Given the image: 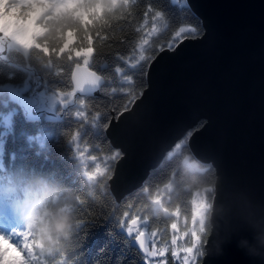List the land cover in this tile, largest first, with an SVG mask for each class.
Listing matches in <instances>:
<instances>
[{
	"label": "water",
	"instance_id": "water-1",
	"mask_svg": "<svg viewBox=\"0 0 264 264\" xmlns=\"http://www.w3.org/2000/svg\"><path fill=\"white\" fill-rule=\"evenodd\" d=\"M184 4L200 19L202 35L157 55L148 68L143 94L128 111L109 120L105 135L111 147L123 153L108 182L110 191L119 201L142 187L147 172L187 135L189 154L210 163L227 190L264 207V0ZM82 71L93 69L75 61L70 72L73 95L98 96L99 88L84 85L80 90L72 79L73 72ZM23 115L27 120L62 117L54 107L47 111L39 104L25 107ZM145 232L151 250L152 236ZM243 235L251 239L250 233ZM130 243L146 255L134 238ZM199 264L261 262L238 249L234 238L221 256L200 257Z\"/></svg>",
	"mask_w": 264,
	"mask_h": 264
},
{
	"label": "trees",
	"instance_id": "trees-1",
	"mask_svg": "<svg viewBox=\"0 0 264 264\" xmlns=\"http://www.w3.org/2000/svg\"><path fill=\"white\" fill-rule=\"evenodd\" d=\"M152 11L149 12V6ZM155 11H161L162 16L155 21L152 15ZM107 24L97 25L100 35L113 37L106 43L113 45V53L120 52L129 58L139 56L138 44L140 40L151 32L153 24L156 31L152 32L150 39L157 44H167L181 27L196 26L202 32L200 19L192 10L184 4V0H130L129 6L122 8L114 15L105 17ZM93 44L97 48H103L96 37V32L91 33ZM125 41V43H121ZM78 46H82L79 37L75 41ZM107 51V50H106ZM55 60L51 68L45 69L41 66L33 54L25 57L21 53L8 51L5 57H0V185L5 181L9 183H19L23 179L35 174L51 175L63 186L70 189L84 199V205H76L75 217L78 220L88 221L84 228H79L73 236L72 244L65 250L64 254L59 253L53 256L43 255V264H159L154 263L145 255L141 254L130 240L126 241V233L122 234L114 242H109L111 237L119 233L116 227V220L122 217L125 211L129 212L130 219L133 214L143 216L148 215L149 221L145 230L149 232L157 231L155 243L159 248H165V264H182L183 252L179 251V245L190 246V235L180 239L186 231L185 223L191 227V201L194 193L177 194L169 184L165 186L171 174L172 164L189 154L188 147L181 149L176 155L169 159L167 155L160 166L148 178V184L143 183L132 192L125 195L119 201L113 196L105 194V190L100 185L87 184L81 176L85 166L88 170H93L95 164L90 156H103L110 154L117 149H113L105 135V139H100L95 135L96 129L91 126V116L96 111L106 113L99 122H109V117L116 116L123 110V105L127 102V97L119 91L112 93V88L119 89L124 86L128 89L138 90L139 87H146V81L141 82L137 76V69H132L123 65L126 73L133 76V82L128 84L122 77L115 74L114 68L122 62L115 59L114 54H108L106 58H90V68L99 74L103 72L107 77V87L99 88L98 96H77L71 100L70 104L63 110L62 118L58 121L44 120L42 116L36 120H27L23 112L12 105L8 100V90L11 85L20 84L27 76V70L35 72L44 83H48L49 90L69 92L72 90L70 72L72 65L80 58L73 54L72 61L67 60V53L62 58ZM104 92L105 95L101 96ZM7 94V95H6ZM7 97V99H5ZM81 101H84L82 104ZM113 105L115 108H113ZM58 105H55V109ZM10 110L9 121L2 117V112ZM84 111L88 123L78 118L75 113ZM201 121L195 127L200 126ZM191 130L187 133L189 134ZM78 133V139L72 140V136ZM187 135L181 139L186 140ZM180 140V141H181ZM179 141V142H180ZM178 143V142H177ZM79 149V152H77ZM83 149L85 157H80ZM173 151L175 149L173 148ZM84 160V163H83ZM103 163V161H99ZM19 189L8 195H0V230L4 226L22 227L23 223L16 216L14 202L19 198ZM159 197L170 211L180 209L179 217L156 216L152 214L151 205L153 198ZM109 213L114 215L109 216ZM107 218V219H106ZM175 220L178 229L173 232L170 225ZM176 235L178 240V256L171 257L172 236ZM20 247H23L24 237ZM11 242V241H9ZM31 242V237L28 238ZM39 255V249H35ZM200 261V258H199Z\"/></svg>",
	"mask_w": 264,
	"mask_h": 264
},
{
	"label": "snow or ice",
	"instance_id": "snow-or-ice-1",
	"mask_svg": "<svg viewBox=\"0 0 264 264\" xmlns=\"http://www.w3.org/2000/svg\"><path fill=\"white\" fill-rule=\"evenodd\" d=\"M121 2L124 5L123 8L126 9L129 6L130 0H121ZM184 2L186 3V0ZM21 8V15L15 19L7 15L0 17V51L7 49L8 51L21 53L25 57L32 53L33 57L38 62H41V66L45 69L51 68L54 65L55 60L53 58L59 56L60 59L65 53H67L68 61H72L74 54L77 58H83L84 64L89 67H91L89 60L90 58H94V53L96 57L100 58H106L108 54H114L115 59L122 62L115 66L114 72L128 84H131L134 78L126 73L123 65L137 69V76L141 82H144L148 68L156 59L157 55L165 51H175L179 44L183 43V40L186 38L195 39L202 35L200 29L196 26L181 27L166 45L157 44L155 40L150 39L152 32L156 31L155 25L153 24L151 32H148L138 44L139 56L129 58L118 51L113 53V45L106 43L107 40L113 39L111 35H100V30L97 28V25L107 24V20H105L106 12L102 0H23ZM151 11L152 6L150 5L149 12L145 13V15L147 16ZM161 16V11H155L154 15H152V20L155 21ZM93 31L96 32V37L100 43L104 45L103 48L94 46V38L91 35ZM53 33L55 34L54 37L52 36ZM50 37L58 41V47H50ZM77 37H79L82 46H78L75 42ZM121 43H125V41H121ZM76 68L80 69L78 62H76ZM72 79L77 82L81 90L84 88V85L91 86L94 89L107 87L106 81L110 77H107L103 72L98 74L97 71L93 70L82 71L79 74L73 72ZM42 88L43 84L39 80L38 91L41 94V108L51 111L56 104L61 107L65 105L64 94L61 91H53L51 95L48 92L45 95V91L41 90ZM111 91L112 93L119 91L127 97V102L123 105V111H128L135 100L143 94V87L138 86V90H135L121 86L119 89L112 88ZM103 95H105L104 92L101 93V96ZM81 103L83 104L84 101H81ZM113 108H115L114 105ZM75 115L85 123H88L84 111H79ZM104 115L106 113L96 111V114L91 116L90 121L91 126L96 129L95 135L100 139L106 138L105 133L109 127V123L107 122L98 123ZM109 119L111 118L109 117ZM76 139H78V133L72 136L73 141ZM186 145L187 140H181L176 143L174 146L175 151L169 153V159L180 152L181 149L185 148ZM77 152H79V149H77ZM83 155L84 153L80 152V156L76 159L79 160ZM122 156L123 153L119 150L103 156H90L95 167L93 170H88L87 166H85L81 172L82 179L87 184L100 185L105 190V194L110 195L108 182L112 180L115 166ZM101 160L103 163L99 162ZM184 163L191 168H200L202 171L207 170L191 154L185 156ZM54 179L56 180V178ZM0 195H3V193H0ZM154 200L163 203L159 197L153 198L151 205H145V208H151L152 201ZM210 201L211 189L193 195L191 201V223L193 226L188 227L186 222L185 227L187 231L180 236V239L183 240L185 236L190 235V246L179 245V251L184 253L182 264H199V258L204 254L200 235L195 230L194 224L196 219L199 218L201 224L200 232H203L205 213ZM84 204V199L80 197V202L77 205L82 206ZM14 211L21 221L20 215L15 208ZM180 214L181 211L179 208L171 213L172 217H179ZM112 215L114 213H109V216ZM128 216L129 212L125 211L122 217L117 218L116 227L120 231L115 236L109 232L108 235L111 237L109 242H114L115 239L126 233V241L134 238L135 243L139 245V248L146 256L165 257V248H157L155 243H153L151 250H149L147 245L148 237L146 236L145 229L148 225L149 216L145 215L141 218L140 215L133 214L130 219L126 220L125 217ZM80 221V228H84L88 223L85 220ZM170 227L175 233L178 229L177 222L174 220ZM156 235L157 233L155 231L151 233L152 237ZM20 237L25 238L23 247H20ZM29 237H31V242H28ZM171 244L174 246L171 250V257L175 258L178 256V250L175 247L178 245L176 235L172 236ZM35 249H39V244L34 235L24 225L22 227H8L5 225L3 230H0V264H43V254L39 251V255H37ZM159 264H165V260H161Z\"/></svg>",
	"mask_w": 264,
	"mask_h": 264
},
{
	"label": "clouds",
	"instance_id": "clouds-1",
	"mask_svg": "<svg viewBox=\"0 0 264 264\" xmlns=\"http://www.w3.org/2000/svg\"><path fill=\"white\" fill-rule=\"evenodd\" d=\"M22 3L23 0H0V17H19ZM102 3L108 17L124 7L121 0H102ZM54 35L53 33L52 36ZM49 45L56 48L59 43L50 37ZM56 59L59 60V56ZM200 164L207 170L191 168L184 163L183 158L175 161L165 186L170 184L177 194H195L211 189V201L205 213L203 232H200L199 218L194 224L201 239L204 253L202 257L221 256L224 245L235 238L238 249L264 264V207L253 204L242 193L227 190L222 177L210 163ZM18 189L20 196L14 202V208L23 225L37 240L39 251L46 256L57 253L63 255L81 226L74 211L80 202V196L63 187L51 175L35 174L19 183L5 181L0 185V193L4 196ZM151 211L156 216L172 217V211L160 201H152ZM245 232L251 234V239L243 235Z\"/></svg>",
	"mask_w": 264,
	"mask_h": 264
},
{
	"label": "rangeland",
	"instance_id": "rangeland-1",
	"mask_svg": "<svg viewBox=\"0 0 264 264\" xmlns=\"http://www.w3.org/2000/svg\"><path fill=\"white\" fill-rule=\"evenodd\" d=\"M4 51L6 53V49ZM79 61L84 63L83 62V58H80ZM39 80L43 84V88L41 90L45 91V95H47L48 92L51 95L52 91L49 90V88L47 87L48 83L45 84L44 80L42 78H40V76L38 74H35V72H33V71L31 72L28 69L27 70V76L24 78V80L18 85H11V87L9 88V90H8V97H9L8 100L10 99V101L12 102V105L14 107H16V108H19L22 112H23V109L25 107H27V106H31L33 104L34 105H36V104L40 105L41 94L38 91V89H39ZM62 93L64 94L65 105L63 107H61L60 105L56 104V105H58V108L56 110L58 112H61L62 115H63V110L67 107L68 104L71 103L70 101L71 100H75L77 96L73 95V90H71L69 92L62 91ZM5 99H7V97ZM15 100H17V102H15ZM9 113H10V110L2 112V117L5 119L6 122L9 121ZM80 151L83 152V149H81ZM83 157H85V155H83ZM83 163H84V160H83ZM149 233L151 234V232H149ZM155 242H156L155 241V237H152L151 243H155ZM157 248H159L158 245H157ZM145 257L148 258V256H146V255H145ZM148 259L150 261H153V262L154 261L158 262V261L163 260V257L158 256L157 259H150V258H148ZM156 262H154V263H156Z\"/></svg>",
	"mask_w": 264,
	"mask_h": 264
},
{
	"label": "flooded vegetation",
	"instance_id": "flooded-vegetation-1",
	"mask_svg": "<svg viewBox=\"0 0 264 264\" xmlns=\"http://www.w3.org/2000/svg\"><path fill=\"white\" fill-rule=\"evenodd\" d=\"M162 162V161H161ZM161 164V163H160ZM160 164L156 167V168H153V169H150L148 172H147V174H146V176L144 177V180H143V183L144 182H148V178H149V176L150 175H153V173H154V171L160 166ZM148 184V183H147Z\"/></svg>",
	"mask_w": 264,
	"mask_h": 264
},
{
	"label": "bare ground",
	"instance_id": "bare-ground-1",
	"mask_svg": "<svg viewBox=\"0 0 264 264\" xmlns=\"http://www.w3.org/2000/svg\"><path fill=\"white\" fill-rule=\"evenodd\" d=\"M22 106V105H21ZM54 108H55V106H54Z\"/></svg>",
	"mask_w": 264,
	"mask_h": 264
}]
</instances>
